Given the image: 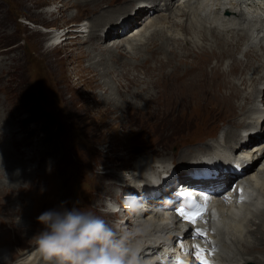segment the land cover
Returning <instances> with one entry per match:
<instances>
[{
	"label": "rangeland",
	"instance_id": "obj_1",
	"mask_svg": "<svg viewBox=\"0 0 264 264\" xmlns=\"http://www.w3.org/2000/svg\"><path fill=\"white\" fill-rule=\"evenodd\" d=\"M45 1L47 3L36 7L22 0H0V168L4 169V165H7L9 169L0 171V258L6 260L10 257L11 261L6 264H21L27 258L28 255L20 260L22 255L19 252L38 246L36 236L43 226L38 223L37 217L46 210L62 205L70 209L78 204L102 216L115 232L128 233L124 220L128 210L123 204L125 194L138 192L140 184H145L143 179L149 182L152 173L157 179L168 182L166 176L170 164L180 167L178 174L169 172L170 181L186 172L187 163L191 164L201 157L208 156L216 164L219 152L222 153L221 147L226 145L218 142L224 130L221 127L226 123L231 124L230 128L233 129L235 119L240 114L233 105L229 107L226 97L231 90L236 96L242 92L239 85H232L231 80L237 77H222L230 71L233 61L219 68L205 45L203 49L194 50L186 43H182L184 47L196 54L192 59L198 62L208 59L209 75L204 84L206 93L194 98L196 107H192V115H168L161 96L153 104H149L148 100L134 101L129 107L130 111H126L128 114L123 108L118 113L109 111L101 98L104 91L97 88L96 73L88 68V60L79 58L80 48L89 46L78 44L80 38H74L66 41L70 46L54 50L47 46L48 39L52 37L47 34L53 28L61 33L67 32L72 23L92 22L111 9L103 5L95 16L84 12V15L72 18V14H77L75 9L58 13L62 0ZM161 2L158 3L163 9ZM122 4V9H116L105 17L100 31L132 17L137 2L128 0ZM133 33L126 37L134 36ZM97 44L95 40L94 47ZM107 45H113L112 41ZM102 47L106 45L102 44ZM252 55L260 59L255 53ZM161 57L163 59L164 56ZM123 58L121 62L140 65L146 70L155 64L160 65L154 63L146 47L140 54L131 51V54L125 53ZM241 58L235 56L233 60L238 62ZM147 59L151 60L148 62ZM248 61L249 58L243 59L241 67L245 68ZM124 65L130 68V65ZM194 69L190 68L185 77L181 71L167 69L169 76L166 82L158 74L149 78L141 69V73L145 74H140L142 88L134 86L130 89L126 88L129 84L118 77L121 74L116 73V78L122 82V86L119 82L117 86L121 91L125 87L126 93H121L125 97L135 88L150 92L151 96H158L161 90L168 89L172 95L179 90L178 87L184 88L186 82H191L188 76L195 72ZM215 69H220V72L212 75ZM148 74L151 72L148 71ZM116 78L113 80L116 81ZM152 78L153 83L158 81V85L151 84ZM191 92L194 94L188 87L183 95H192ZM246 105H242L243 108ZM263 126L262 123L261 128ZM248 145L252 148L256 142L252 140ZM243 148L245 144L233 152L225 149L231 162L228 168L235 163L234 154ZM224 169L227 170L224 165L219 168L220 171ZM23 174L25 180L22 179ZM139 192L156 195L159 191H147L146 188ZM140 193L134 195L140 197ZM109 200L116 201L117 213L108 214L105 211L106 201ZM141 203L150 205L151 201L143 195ZM253 254L261 256L258 252Z\"/></svg>",
	"mask_w": 264,
	"mask_h": 264
},
{
	"label": "bare ground",
	"instance_id": "obj_2",
	"mask_svg": "<svg viewBox=\"0 0 264 264\" xmlns=\"http://www.w3.org/2000/svg\"><path fill=\"white\" fill-rule=\"evenodd\" d=\"M22 1L30 2L36 7L47 3L45 0ZM127 1L62 0V6L58 13L60 12L61 14L75 9L77 14H72V18L82 16L84 12L89 16H95L103 8V5H107L111 10L103 12L92 22L72 23L68 27L67 32L61 33L55 28L51 29L47 34V36L49 34L52 35L48 39V48L54 50L63 49L70 46L66 41L74 38L76 40L80 38V43L78 44L88 45L89 47L80 48L79 58L80 60H88V68L96 73L94 76L98 84L97 88L104 91L101 96L103 102L109 107V111L116 113L120 112L122 108L125 113L129 112V107L132 106L134 101L139 103V101L148 100L149 104H153L158 102L160 96L161 100L165 102L164 106L166 111L169 112L168 115L181 116L193 113L192 107L194 105L196 107V99L194 100V98L206 93L205 85L207 75H209L207 68L208 59H204L203 62L192 59L196 54L184 47L183 44L185 43L186 46L189 45L194 50L203 49L202 46L205 45L206 50L212 52L211 57L214 56L213 61L219 65V68H224L225 63L233 61L231 63L232 67H230L234 71L230 72V69L222 77L226 78L230 75L237 77L231 82L232 85L233 83L239 85L242 88V92L239 96H236L231 90L226 97L229 107L230 104L233 105L239 110L240 114L235 119V127L233 129L230 128L231 124L222 123L221 128H224V130L218 142L226 144L221 148L232 152L245 144V148L234 154V162L239 166L245 167L246 174L241 178L235 177L236 180L240 179L239 182L243 185L242 191L240 194H233L230 202H226L223 196L219 198V203L211 208L210 214L198 226L206 233V236L195 238L194 243L189 246L193 252L198 244L204 249L208 248L210 250L208 259L217 264H264V236H261L264 233V126L261 128V124H264V102L259 100L262 93L264 97V91L261 92L259 90L260 84H264V0H132L137 2V9L131 18L121 24L117 23L108 30L100 31L105 17L114 10L120 9L123 5L122 3H127ZM159 1H162L163 9L160 7ZM116 6H119V8H116ZM146 20H148L147 23L145 22ZM98 28L99 30H97ZM128 30L131 31L127 35H131V33L136 31L135 34L133 33L134 36H123ZM181 36L185 38H181ZM95 40L98 42L96 47H94ZM111 41L113 45H107ZM147 41L150 42L146 45ZM102 44L106 45V47H102ZM145 47L147 52H150L151 59H154V63L157 62L160 65L155 64V66L150 67L151 69L148 67L149 69L146 70L139 67L140 65L121 62L125 53L131 54L132 51L140 54ZM251 52L255 53L261 60L256 59ZM120 54H123L122 57H120ZM161 55L164 56L163 59ZM206 55L208 54L206 53ZM235 56H242V58L236 62L233 60ZM248 58L250 59L247 63L248 66L245 64L246 67L242 68L243 59ZM189 61H192L195 66ZM124 64L130 65V68H125ZM192 67L196 70L194 69L195 72L188 76L191 77V82H186V87L184 88L178 87L177 89L179 90L174 91L172 95L165 88V90L160 91L158 96H151L150 92L140 91L139 88H135V90L128 92V97H125V95L121 94L125 92V87H123L124 91H121L117 86V82L121 84L122 79L129 84L126 88L130 89L134 86H140L143 83L140 74L145 75L141 73L142 70L149 78L158 74L157 76L166 82V78L169 76L167 69L173 70L172 72L181 71L183 77H185ZM132 71H134V74H131ZM148 71L151 74H148ZM218 72H220V69H215L211 73L215 75ZM116 73L121 74V76H118L121 81L120 78H116ZM111 76L116 78V81L110 78ZM106 77L110 78V80L105 79ZM101 80L103 82L100 83ZM196 80L203 82H195ZM147 82L146 84H148ZM153 82L154 79L152 78L151 84L154 86L158 85V81L156 83ZM159 85L161 86V84ZM188 87H190V91H194V94L191 92L192 95H183ZM140 88L142 87L140 86ZM245 104L247 105L243 108L242 105ZM225 140H228L229 144ZM252 140L256 142V145L249 148L250 145L248 144ZM223 149L221 150L222 153L219 152L220 155L218 154L216 165H224L230 171L233 165L228 168L231 164L230 160L227 159L229 152ZM4 166L6 167L4 169L0 168V171L9 170L7 165ZM230 176L231 178L234 177L232 174ZM22 177L25 180L26 176ZM158 184L161 183L158 181ZM148 186L150 185L148 184ZM138 189L141 191L140 187ZM187 189L193 191V188ZM148 190L151 189L147 188ZM196 191L200 192L202 190ZM237 191L238 188L235 192ZM241 196H243L242 201ZM112 202L117 205L116 201ZM160 205V202H156V204L150 203V205L139 203V207L134 210L128 208L124 215V220L126 221V224H124L128 233L124 232L121 234L119 231L116 232L118 237L126 235V243L137 249L140 264H153V261L156 260L155 257L159 248L153 247L150 242L158 240L163 235H169L168 239L174 240L176 239L175 235L178 234L176 229L173 228L172 219L165 216V214H171L170 211L159 210L158 207L160 208ZM106 212H109L108 214L113 213L111 211ZM147 212L150 213L145 215ZM114 213L117 212L115 211ZM255 227L256 229H254ZM120 229L122 228L120 227ZM194 230L195 227L188 232L189 237L195 236ZM2 233L4 234V231ZM255 249L256 251H253ZM22 252H25V254L19 258L20 260L26 255L28 256L21 264H58V261L45 259L38 246ZM255 252H258L261 256L254 255L253 253ZM19 253L21 254V252ZM10 261V257L6 260L1 259L0 264H6Z\"/></svg>",
	"mask_w": 264,
	"mask_h": 264
},
{
	"label": "clouds",
	"instance_id": "obj_3",
	"mask_svg": "<svg viewBox=\"0 0 264 264\" xmlns=\"http://www.w3.org/2000/svg\"><path fill=\"white\" fill-rule=\"evenodd\" d=\"M106 204L105 211L118 210L114 202ZM123 204L134 210L139 207V199L127 193ZM37 221L43 226L36 239L45 259L58 264H140L137 249L89 209L62 205L44 211Z\"/></svg>",
	"mask_w": 264,
	"mask_h": 264
},
{
	"label": "snow or ice",
	"instance_id": "obj_4",
	"mask_svg": "<svg viewBox=\"0 0 264 264\" xmlns=\"http://www.w3.org/2000/svg\"><path fill=\"white\" fill-rule=\"evenodd\" d=\"M182 198L187 200L191 210H186L181 206L177 209L178 215L191 225L197 224V222L203 218L204 214L207 211L209 195L205 194L203 196V204H199L196 197L189 195L187 192L182 194ZM223 199L226 202H230V198L227 195H224ZM242 200L243 196H241V201ZM194 231L196 237L206 236V233L199 228H196ZM195 247V258L200 262V264H211V261L206 258L205 251L201 249L199 245H196ZM181 264H183V262H181Z\"/></svg>",
	"mask_w": 264,
	"mask_h": 264
}]
</instances>
